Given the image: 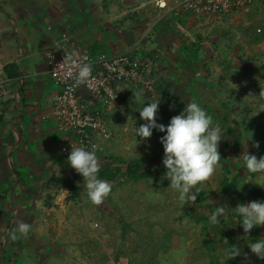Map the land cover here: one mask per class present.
<instances>
[{
    "label": "rangeland",
    "instance_id": "obj_1",
    "mask_svg": "<svg viewBox=\"0 0 264 264\" xmlns=\"http://www.w3.org/2000/svg\"><path fill=\"white\" fill-rule=\"evenodd\" d=\"M82 1L113 4L117 14L121 13L120 21L121 17L129 23L130 18L139 21L137 25L149 28L148 34L157 30L159 18L166 14L156 0ZM262 20L242 19L236 27L229 26L227 34L218 36V32L205 37L208 42L201 40L205 45L200 51L205 56L199 55L196 64L182 68L192 76V88L198 89L186 94L182 102L172 98L173 92L165 96L155 89L144 93L145 105L156 97L161 100L158 123L167 125L195 101L211 115L213 125L221 128V158L215 172L192 189L197 199L181 205L178 192L169 186L160 143L164 133L154 129L150 138L136 139L134 124L139 127L145 121L131 91L127 112H118L120 122L130 120V136L123 130L120 146L115 147L124 163L110 166L119 176L106 178L112 186L108 196L99 205L91 203L79 181L78 194L69 185L68 192L59 189L58 197L55 191L48 203L37 208L22 209L9 194L4 195L12 225L5 226L6 234L0 238V264H264L247 246L264 238V225L245 233L235 211L238 204L264 200V172L248 173L243 164L247 152L257 158L264 156ZM153 58L158 60V55ZM125 139L130 141V156L123 158ZM130 164H140L137 174H129ZM62 185L66 188L67 184ZM221 205L229 208L227 215L213 224L209 217ZM21 223L29 224L30 229L16 232L13 239L12 232ZM231 249H240V255L229 258Z\"/></svg>",
    "mask_w": 264,
    "mask_h": 264
},
{
    "label": "crops",
    "instance_id": "obj_2",
    "mask_svg": "<svg viewBox=\"0 0 264 264\" xmlns=\"http://www.w3.org/2000/svg\"><path fill=\"white\" fill-rule=\"evenodd\" d=\"M85 2L0 0V77L7 81L8 87L7 95L0 101V238L6 234L5 226L12 225L11 215H7L3 204L4 195L9 194L22 209L37 208L44 201L48 203L55 191L58 197L61 196L59 189L69 191L72 184L67 183L64 188L61 179H76L83 184L82 175L70 166L68 156L61 150L65 135L55 118L48 114L57 87L48 75L45 52L62 32L69 31L79 40L108 53L120 52L130 45L137 53L158 55L155 93L159 91L160 96H165L173 92L172 98L182 102L186 94L198 89L192 88V76L182 68L187 64L193 66L201 58L199 55L205 56L200 51L205 45L201 40L208 42L205 37L218 32V36L227 34L229 26L236 27L242 19L260 23L264 18V4H255L246 11L222 18L168 12L159 18L157 30L148 34L149 28L137 25L139 21L130 18L129 23L124 17L120 21L121 13L117 14L113 4L92 1L88 5ZM195 40H200V44ZM131 91L139 89L130 88ZM128 106L130 97L122 107L125 113ZM118 115L114 110L110 112L113 126L119 127ZM127 142L125 139L124 143ZM118 146L120 142L115 140L97 154L101 165L98 174L111 173L112 164L124 163V159L117 156L119 152H115ZM128 146L130 141L124 145L123 158L130 156Z\"/></svg>",
    "mask_w": 264,
    "mask_h": 264
},
{
    "label": "built area",
    "instance_id": "obj_3",
    "mask_svg": "<svg viewBox=\"0 0 264 264\" xmlns=\"http://www.w3.org/2000/svg\"><path fill=\"white\" fill-rule=\"evenodd\" d=\"M255 4H264V0H175L172 3L156 0V6L166 13L218 17L246 11ZM149 54L153 55L137 53L130 45L120 52L108 53L101 47L79 40L69 31L62 32L47 47V72L57 87L48 114L55 118L65 135L61 150L66 156L72 146L85 147L97 155L119 140L123 130L130 136V120L127 123L121 121L119 127L113 126L110 112L125 113L122 107L130 97V88L148 92L156 88L159 63ZM69 55L77 62L91 63L90 84L76 85L72 78H63L64 66L60 63ZM72 67L74 78L75 65ZM7 92V81L0 77V101Z\"/></svg>",
    "mask_w": 264,
    "mask_h": 264
},
{
    "label": "clouds",
    "instance_id": "obj_4",
    "mask_svg": "<svg viewBox=\"0 0 264 264\" xmlns=\"http://www.w3.org/2000/svg\"><path fill=\"white\" fill-rule=\"evenodd\" d=\"M63 78H72L76 85L91 83L92 65L89 62H77L69 55L64 57ZM73 65L76 75L73 78ZM134 105H139L140 118L145 121L139 127H134L136 139L150 138L153 130L164 133L160 137V143L164 149L162 163L167 169L166 175L170 181V187L178 192V200L181 205L197 199L192 191L194 187L207 180L216 170L221 158L218 151V142L221 140V128L213 125L210 114L197 102L187 104L177 115L170 118L167 125L157 122L156 114L161 103L159 97L145 105L144 92H133ZM70 166L83 177V185L87 191V197L91 203L99 205L111 192V184L107 180L100 179L98 173L101 165L98 162L95 151L85 147H73L67 157ZM243 164L248 173L264 172V156L243 154ZM226 205L215 208L209 217L211 223H217L228 212ZM236 213L242 218L245 233L255 226L264 225V200H254L247 204L241 203L235 207ZM30 225L21 223L12 232V238H16V232L27 233ZM251 253L259 259H264V238L247 245ZM240 249L229 250V258L240 255Z\"/></svg>",
    "mask_w": 264,
    "mask_h": 264
},
{
    "label": "trees",
    "instance_id": "obj_5",
    "mask_svg": "<svg viewBox=\"0 0 264 264\" xmlns=\"http://www.w3.org/2000/svg\"><path fill=\"white\" fill-rule=\"evenodd\" d=\"M149 55H151V57H153L152 54H149ZM156 62H158V60ZM138 170H140V164H130L129 167H128L129 174L130 173L131 174H137ZM113 174H114L113 172H111V173L103 172V173L98 174V176H99V178H105V179L108 178V179H111L113 177ZM61 182H63V184H67V183L73 184L72 186L74 188L75 194H78L80 192V189L77 187V181H76V179H74V180L61 179Z\"/></svg>",
    "mask_w": 264,
    "mask_h": 264
}]
</instances>
